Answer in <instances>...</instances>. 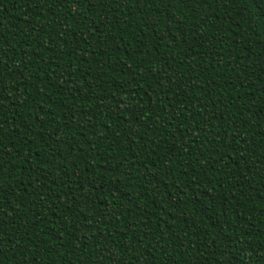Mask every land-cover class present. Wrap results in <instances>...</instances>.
<instances>
[{
  "label": "trees",
  "instance_id": "obj_1",
  "mask_svg": "<svg viewBox=\"0 0 264 264\" xmlns=\"http://www.w3.org/2000/svg\"><path fill=\"white\" fill-rule=\"evenodd\" d=\"M0 264H264V0H0Z\"/></svg>",
  "mask_w": 264,
  "mask_h": 264
}]
</instances>
